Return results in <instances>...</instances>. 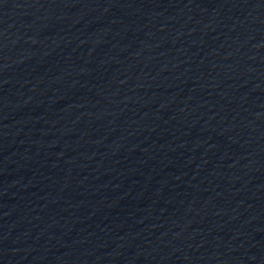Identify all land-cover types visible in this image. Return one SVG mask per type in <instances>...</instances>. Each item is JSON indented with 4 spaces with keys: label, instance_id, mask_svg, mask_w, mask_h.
Segmentation results:
<instances>
[{
    "label": "water",
    "instance_id": "obj_1",
    "mask_svg": "<svg viewBox=\"0 0 264 264\" xmlns=\"http://www.w3.org/2000/svg\"><path fill=\"white\" fill-rule=\"evenodd\" d=\"M0 264H264V0H0Z\"/></svg>",
    "mask_w": 264,
    "mask_h": 264
}]
</instances>
